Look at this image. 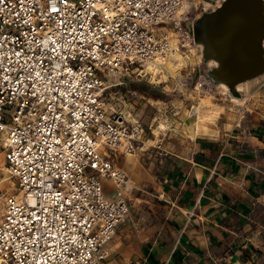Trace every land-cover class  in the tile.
<instances>
[{"label": "built area", "instance_id": "built-area-1", "mask_svg": "<svg viewBox=\"0 0 264 264\" xmlns=\"http://www.w3.org/2000/svg\"><path fill=\"white\" fill-rule=\"evenodd\" d=\"M223 1L0 0V155L12 181L0 264H105L129 212L110 155L141 128L107 113L103 78L143 79L154 61L190 52L184 24ZM193 90L212 89L199 78Z\"/></svg>", "mask_w": 264, "mask_h": 264}, {"label": "rangeland", "instance_id": "rangeland-1", "mask_svg": "<svg viewBox=\"0 0 264 264\" xmlns=\"http://www.w3.org/2000/svg\"><path fill=\"white\" fill-rule=\"evenodd\" d=\"M191 14L184 24L199 19ZM168 68L158 66L148 70L145 78L109 73L103 78V96L107 113H116L129 123L137 122L141 133L131 149L120 146L110 155L117 168L128 179L126 197L128 216L119 225L108 243L105 264H151L158 245L163 220L159 198L161 158L183 155L198 136L217 138L232 134L236 125L250 128L264 124V73L236 86L240 97L235 98L225 85H216L208 75L215 65L205 62L202 48L192 47ZM199 78L208 80L210 93L196 92L193 86ZM210 79V80H209ZM119 82L121 84L115 85ZM253 130V129H252ZM0 155V215L4 198L12 192ZM110 186L103 191L111 198Z\"/></svg>", "mask_w": 264, "mask_h": 264}, {"label": "crops", "instance_id": "crops-1", "mask_svg": "<svg viewBox=\"0 0 264 264\" xmlns=\"http://www.w3.org/2000/svg\"><path fill=\"white\" fill-rule=\"evenodd\" d=\"M236 126L161 158L163 220L151 264H264V124Z\"/></svg>", "mask_w": 264, "mask_h": 264}, {"label": "water", "instance_id": "water-1", "mask_svg": "<svg viewBox=\"0 0 264 264\" xmlns=\"http://www.w3.org/2000/svg\"><path fill=\"white\" fill-rule=\"evenodd\" d=\"M203 58L217 64L219 81L233 86L264 73L262 0H224L195 21Z\"/></svg>", "mask_w": 264, "mask_h": 264}, {"label": "bare ground", "instance_id": "bare-ground-1", "mask_svg": "<svg viewBox=\"0 0 264 264\" xmlns=\"http://www.w3.org/2000/svg\"><path fill=\"white\" fill-rule=\"evenodd\" d=\"M220 7V6H219ZM210 13V12H209ZM195 28H196V26H195V22H193V23H191V26H190V29H191V32L193 33V35L195 36V34H194V31H195ZM195 39V38H194ZM195 44H196V46L197 45H199V46H201V48H202V45L199 43V42H197L196 40H195ZM178 56H180L178 53H174V54H172V55H169V56H167V57H165V58H163V59H160V60H157V61H154L153 63H151V64H149L148 65V70H152V69H154V68H157L158 66L160 67V66H163V67H166V68H168V61H173V60H176V57H178ZM204 59V58H203ZM204 61L205 62H209V61H212V60H206V59H204ZM214 62V61H213ZM214 66H213V68L212 69H210L209 71H208V75H209V77L212 79V81H214V83L216 84V85H219V84H223V83H221L220 81H219V78H218V73H217V64L214 62ZM243 83V82H242ZM238 84H240V83H238ZM238 84H235V85H233V86H229V85H226V84H223V85H225L226 87H227V89H228V92L233 96V97H235V98H238L239 99V97H240V94H239V92L236 90V86L238 85ZM120 147L122 148V149H124L125 147H126V145H124L123 143H122V145H120ZM4 170H5V168H4ZM5 172H6V170H5Z\"/></svg>", "mask_w": 264, "mask_h": 264}]
</instances>
